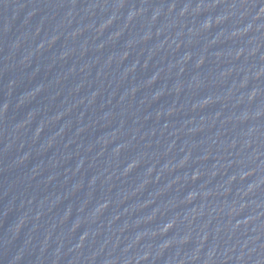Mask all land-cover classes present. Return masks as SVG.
Returning <instances> with one entry per match:
<instances>
[{"label": "water", "instance_id": "1", "mask_svg": "<svg viewBox=\"0 0 264 264\" xmlns=\"http://www.w3.org/2000/svg\"><path fill=\"white\" fill-rule=\"evenodd\" d=\"M0 264H264V0H0Z\"/></svg>", "mask_w": 264, "mask_h": 264}]
</instances>
